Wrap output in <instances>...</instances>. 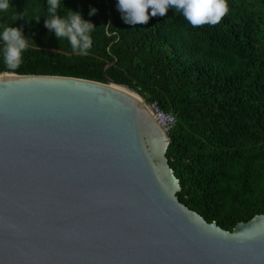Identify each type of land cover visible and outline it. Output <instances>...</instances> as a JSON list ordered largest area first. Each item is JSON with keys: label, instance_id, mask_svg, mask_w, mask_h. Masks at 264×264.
<instances>
[{"label": "water", "instance_id": "95a60500", "mask_svg": "<svg viewBox=\"0 0 264 264\" xmlns=\"http://www.w3.org/2000/svg\"><path fill=\"white\" fill-rule=\"evenodd\" d=\"M170 144L127 86L0 73V264H264V215L182 204Z\"/></svg>", "mask_w": 264, "mask_h": 264}, {"label": "trees", "instance_id": "16d2710c", "mask_svg": "<svg viewBox=\"0 0 264 264\" xmlns=\"http://www.w3.org/2000/svg\"><path fill=\"white\" fill-rule=\"evenodd\" d=\"M228 6L214 26L194 28L169 9L133 27L116 0H62L59 15L78 11L95 25L92 47L81 54L44 26L46 0H11L0 30L22 26L31 39L16 69L5 64L0 41V73L110 79L158 104L178 122L167 153L178 199L232 232L264 215V0Z\"/></svg>", "mask_w": 264, "mask_h": 264}, {"label": "clouds", "instance_id": "9594fccd", "mask_svg": "<svg viewBox=\"0 0 264 264\" xmlns=\"http://www.w3.org/2000/svg\"><path fill=\"white\" fill-rule=\"evenodd\" d=\"M61 3L62 0H46L47 16L44 26L57 40L66 39L74 52L86 54L92 47L91 33L95 30V25L78 11L70 10L63 16L59 15ZM10 5L11 0H0V13L7 12ZM116 9L123 22L133 27L147 24L150 17H164L169 9L180 12L194 28L206 24L217 25L229 12L228 0H116ZM96 11V8H90L88 15L92 16ZM15 19H24V16L17 14ZM39 19L37 17V22ZM29 39L31 38L24 35L22 26H5L0 30V41L4 44V62L8 68L16 69L21 65L23 53L29 47ZM149 104L151 103L147 102L148 110ZM154 120L157 122L155 118Z\"/></svg>", "mask_w": 264, "mask_h": 264}, {"label": "built area", "instance_id": "2783aa9c", "mask_svg": "<svg viewBox=\"0 0 264 264\" xmlns=\"http://www.w3.org/2000/svg\"><path fill=\"white\" fill-rule=\"evenodd\" d=\"M148 108L166 134H170L176 128L178 122L175 116L162 111L156 103L149 104Z\"/></svg>", "mask_w": 264, "mask_h": 264}, {"label": "bare ground", "instance_id": "6f19581e", "mask_svg": "<svg viewBox=\"0 0 264 264\" xmlns=\"http://www.w3.org/2000/svg\"><path fill=\"white\" fill-rule=\"evenodd\" d=\"M119 89H121V88H119ZM121 90H124V89H121ZM130 94H132V93H130ZM132 95H133V94H132ZM133 97H135L139 102H141V100H140V98H139L138 96L133 95Z\"/></svg>", "mask_w": 264, "mask_h": 264}]
</instances>
